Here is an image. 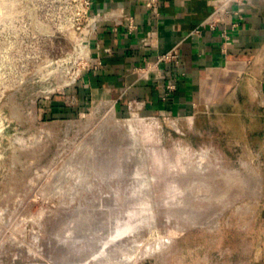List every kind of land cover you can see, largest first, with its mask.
Here are the masks:
<instances>
[{
	"label": "rangeland",
	"instance_id": "374dc122",
	"mask_svg": "<svg viewBox=\"0 0 264 264\" xmlns=\"http://www.w3.org/2000/svg\"><path fill=\"white\" fill-rule=\"evenodd\" d=\"M77 3V0H0V264H58L54 259L58 253L57 248L54 247L56 244L54 240L59 237L58 234L63 230L62 227H65L64 224L66 225L67 221L74 222L75 218L77 220L79 207L85 205L87 207V204L90 206L89 201L101 199L100 196L105 195L103 193L112 189L116 190L118 196H114L118 204L124 208L121 211L122 216H125L122 223L126 220L128 224L125 222L123 225L132 226L126 230L129 231L127 238L139 237L141 243L137 242L136 254H146L128 264H257L264 256V217L261 219L258 215L260 195L254 190L256 188L250 187L251 189L248 190L250 184L256 185L254 180L249 186L246 185L247 190L241 185L246 184L247 179H251L254 173L257 176L260 169L259 164L252 161L251 152H247L241 146L238 120L231 117L228 119L227 125L230 131L225 136H222L219 130L220 119L217 120L213 130L207 128L205 132L202 123L204 130L201 132L191 134L186 132L185 135H179L170 120L118 112L110 99L104 94L101 95L95 83L72 81V76L78 68V58L74 51L78 34L73 26ZM120 105L122 110L125 109L126 104L123 100ZM111 110L114 111L121 125L123 124V128H126L131 120V123L137 126L138 138L142 145L147 147L149 153L145 162L141 160L143 155L141 148H137L136 152H129L131 154L127 159L129 162L114 156V154L121 155L118 151H114V154L112 152V157L101 149L102 154H100V150L97 149L90 154H93L90 157L101 158L100 163L99 160L86 157L90 150H78V146L91 130L96 128L94 126L104 121ZM71 120L73 122L70 124ZM87 120H89L88 124L82 129V124L79 122ZM191 148L193 150H190ZM203 150L210 151L208 154L210 153L211 156L214 154L217 161L213 158L212 163L215 165H208V170L204 172L198 173L194 168L197 174L192 169L194 167L192 164L198 158L197 153ZM137 151L141 152L136 160L132 156L137 154ZM183 152L188 154L182 155L184 160L180 159L182 157L180 154ZM190 157L193 159H189ZM111 159L117 164L111 162ZM96 161L100 166L97 164L96 167L88 166L95 164ZM126 163L130 164L127 166ZM101 165L111 166L104 168ZM91 166L95 169H91ZM117 166H120L125 173ZM143 166L147 172L150 171L147 174L148 177H152L149 181L151 183L148 185V178L143 180L151 189L146 186L139 188V184H136L141 179L138 176L142 177V173L146 172ZM100 167L105 169L104 173ZM116 167L121 172L117 171ZM216 168L217 175L223 172L222 177L216 176L214 173ZM96 169H100L98 171L101 173H95ZM137 170L138 172L135 173ZM190 170H194L191 173L199 178L197 182L206 175L208 179L204 178V180L212 184L209 188L205 187L209 191L204 190L201 183L193 182L191 184L193 187L190 186L191 192L196 195L198 190L203 197L202 192H207L208 194L205 193L208 195L207 200H210V203L206 202V196L199 200L200 202L203 200V206L207 203V207L203 208L206 211L200 209V212L197 209L196 214L199 213L198 216L201 215L203 218L200 216L201 223L194 224L176 222L178 217L175 218V215L178 216L182 210L178 212L170 210L174 204L165 201L167 197L174 195L177 198L181 195L185 188L183 183H189L187 180L193 177ZM114 171L115 175L112 173ZM105 172H109L110 175ZM118 172L127 175L120 177ZM226 173L232 175L240 173L242 179H238V182L234 178L236 181L229 189L228 187L221 189L219 184L227 180ZM209 174L211 176L214 174V177H218L221 182ZM99 175L102 178H98ZM111 176H114L115 180L111 181ZM135 176L137 180L134 179ZM223 176L226 177L225 180ZM116 177L120 178V188L117 187L119 181ZM130 177L133 178L134 183H129ZM165 177L167 181L172 179V182L175 180L174 182L181 181V183L174 187L170 185L172 182L165 181ZM211 178L216 180V183L214 181L213 184ZM101 180L106 182L105 185ZM86 183L90 185L85 187ZM108 183L111 185H106ZM135 184L137 188L134 187L132 191ZM253 184L252 186H255ZM114 186L115 188H112ZM218 186L221 190H218ZM212 187L214 191L212 189L210 191ZM90 189L93 193H90ZM137 189H144V194L139 193L136 199H133V194L130 193L135 190L138 192ZM148 189L153 192L151 198V192H145ZM126 190L129 194H126L128 202L124 206L123 192ZM211 193L214 195L212 196ZM140 207H142L141 213ZM147 209L150 210L146 212ZM89 210L86 212L88 213ZM127 211L132 212L133 215ZM73 214L75 217H72ZM151 214L155 215L154 219ZM215 215L217 216L213 220ZM68 216L72 220L70 218L67 220ZM141 217H150V219L145 218L146 220L139 222ZM126 218L134 220L128 221ZM183 223H185L184 227L181 225ZM55 233L57 236L53 237Z\"/></svg>",
	"mask_w": 264,
	"mask_h": 264
},
{
	"label": "crops",
	"instance_id": "0c3cea01",
	"mask_svg": "<svg viewBox=\"0 0 264 264\" xmlns=\"http://www.w3.org/2000/svg\"><path fill=\"white\" fill-rule=\"evenodd\" d=\"M215 8V0H93L92 11L111 16L91 42L102 65L79 81L95 83L118 112L170 120L179 135L213 130L220 119L225 136L237 119L241 146L259 164L263 219L264 0L232 2L212 26ZM171 50L177 57L162 60Z\"/></svg>",
	"mask_w": 264,
	"mask_h": 264
},
{
	"label": "bare ground",
	"instance_id": "6f19581e",
	"mask_svg": "<svg viewBox=\"0 0 264 264\" xmlns=\"http://www.w3.org/2000/svg\"><path fill=\"white\" fill-rule=\"evenodd\" d=\"M133 115V114H132ZM134 115H136V114H134ZM135 118V117H134ZM88 121L89 120H87V121H80L79 122V124H82V129L84 128V126L86 127V125L88 124ZM132 121V120H131ZM131 121H129L130 123H131ZM73 122V120H71V121H69V123L71 124ZM127 123V122H126ZM130 123H128V125H126V128H123L122 127V125H121V123L116 119V117H115V115H114V111L113 110H111V112L108 114V116L107 117H105V119H104V121H102L98 126H94V127H96L95 129H93V130H91V133L86 137V139L81 143V145H79L78 147V150L79 151H86V150H90V152H88V154H87V158L88 159H93L94 157H90V156H92V155H90L91 153H94V152H96V150L98 149V151L101 149L103 152H105V154L107 155V153H108V155L110 154L112 157H113V155L111 154L112 152H113V154L116 152V151H118L119 152V154H121L122 155V157H120L119 155H115L114 154V156H118V158L119 159H124V161L126 162V160L130 157V153H131V151H135L137 148H141V149H143L142 151H143V155H142V159L141 160H143V162H145L146 160H147V156L149 155V153H148V149H147V147H145V146H143L142 145V142L140 141V139L138 138V134H137V126H134V124H130ZM68 125V124H67ZM72 126V125H71ZM173 127H175V126H173ZM81 129V128H80ZM178 145V144H177ZM178 148H181V147H178ZM182 148H184V147H182ZM181 148V149H182ZM177 149V148H176ZM175 149V150H176ZM201 149H203V148H201ZM101 150H100V154H102V152H101ZM186 150V149H185ZM190 150H193L192 148L190 149ZM207 150H208V148H207ZM207 150H203V151H201V152H198L197 153V155H198V158L197 159H195L196 161H195V165L194 164H192L194 167H192V169H196L197 171H198V173L199 172H204V170H208V165H212V164H214V163H212V161H213V158H214V160L215 161H217L216 159H215V155H214V157H213V155L211 156V154L209 153L208 154V152H210V151H208L207 152ZM97 151V152H98ZM115 151V152H114ZM177 151H180V150H177ZM176 151V152H177ZM213 151V150H212ZM211 151V152H212ZM110 152V153H109ZM130 152V153H129ZM136 152V151H135ZM141 152V151H140ZM139 152V153H140ZM181 153H182V151H180ZM186 152V151H185ZM185 152H183V154H180L181 156L183 155V156H187L186 154H184ZM80 153V152H79ZM83 153V152H82ZM134 152H132V154H133ZM138 153V151H137V154L135 153L134 154V156H132L134 159H136V157L137 156H139L140 154ZM188 153H190V152H188ZM213 153V152H212ZM117 154V153H116ZM176 154V153H175ZM217 154V153H216ZM79 155H81V154H79ZM88 155H89V157H88ZM104 155V154H103ZM162 156H163V154H161ZM174 155V154H173ZM196 155V154H195ZM194 155V156H195ZM94 156H96V154L94 155ZM98 157H99V155H97ZM102 156V155H101ZM105 156V155H104ZM103 156V157H104ZM177 156H178V153H177ZM181 157L180 159H182L183 158V160H184V157ZM193 156V157H194ZM102 157V158H103ZM173 157V156H172ZM180 157V156H179ZM110 158V157H109ZM132 158V159H133ZM139 158V157H138ZM171 158V157H170ZM192 157H190L189 159H191ZM196 158V157H195ZM221 158V157H220ZM88 159H87V161H88ZM95 160H99V163H100V159H98V158H94ZM112 159H114V158H112ZM111 159V162L113 161ZM148 159H150V158H148ZM177 159H178V157H177ZM187 159V158H186ZM193 159V158H192ZM104 160H105V158H104ZM115 160V159H114ZM116 160H117V157H116ZM137 160V159H136ZM171 160V159H170ZM169 160V162H171ZM188 160V159H187ZM91 162H92V160H90ZM96 161V163L95 164H87L89 167H90V165H95L94 167H96V164L98 163ZM102 161V160H101ZM106 161V160H105ZM120 161V160H119ZM121 161H123V160H121ZM123 161V162H124ZM133 161V160H132ZM132 161H131V163H132ZM173 161V160H172ZM177 161H179L180 162V160H177ZM190 161V160H189ZM189 161H187V162H189ZM214 161V162H215ZM127 162H129V160H127ZM141 162V161H140ZM139 162V163H140ZM182 162V161H181ZM191 162V161H190ZM221 162V161H220ZM113 163L114 164H117V163H115L114 161H113ZM134 163H135V161H134ZM185 163V162H184ZM101 164H104V163H101ZM119 165H120V163H118ZM123 165L125 164V163H122ZM127 164V166H128V164H130V163H126ZM169 165L171 164V163H168ZM174 164V163H173ZM178 164V163H177ZM188 164V163H187ZM113 165V164H112ZM138 165V164H137ZM145 166H146V164H144ZM182 165V164H181ZM215 165V164H214ZM221 166L223 165V164H220ZM97 166H100V165H98L97 164ZM101 166H103V165H101ZM104 166H109V165H104ZM103 166V167H104ZM111 166V165H110ZM109 166V167H110ZM115 166V165H114ZM114 166H112V167H114ZM126 166V165H125ZM131 166V165H130ZM130 166H129V168H130ZM133 166V165H132ZM139 166V165H138ZM141 166H142V164H141ZM184 166V165H183ZM182 166V167H183ZM217 166V165H216ZM93 166H91V169L92 168H94ZM117 167H119V169L120 170H122V168L120 167V166H117ZM117 167H116V169H117ZM124 167V166H123ZM133 167H135V166H133ZM140 167V166H139ZM172 167V166H171ZM170 167V168H171ZM180 167V166H179ZM212 167V166H211ZM102 167H100V169H101ZM105 168V167H104ZM108 168V167H107ZM115 168V167H114ZM124 168H126V167H124ZM142 168V167H141ZM173 168V167H172ZM184 168V167H183ZM183 168H181L182 170H183ZM207 168V169H206ZM221 168V167H220ZM95 169V168H94ZM93 169V170H94ZM100 169H98V170H100ZM116 169H115V171H116ZM160 169H163V168H160ZM165 169V168H164ZM186 169V168H185ZM191 169V168H190ZM194 169V170H195ZM213 169H215L214 167H213ZM223 169V168H222ZM92 170V171H93ZM97 170V169H96ZM97 170V171H98ZM102 170V172L104 173V170L105 169H101ZM108 170V169H107ZM110 170V169H109ZM120 170H118L117 169V171H120ZM127 170H129L128 168H127ZM135 170H136V168H135ZM140 171H142L141 169H139ZM143 170H145V167L143 166ZM169 170V169H168ZM174 170V169H173ZM181 170V171H182ZM194 170H190V174H191V176L193 175V177L192 178H189L187 181H189V183H183L184 184V190H183V192L181 193V195H179L177 198L176 197H174V195L172 196V197H167V198H165V201L166 202H169V203H172V204H174L171 208H170V210H177V212H178V210H185V211H181V212H179V214H178V216L177 215H175V218H177L178 217V220L176 221V222H185L186 224L188 223V224H194L195 222H199V223H201V221H202V219H200L202 216L201 215H199L198 216V214H196L197 213V209L198 210H200V209H202L203 210V208L204 207H207L206 206V204L207 203H205V206H203L202 205V203H204L203 202V200L200 202L199 200H201L202 199V195H201V193L199 192L198 193V191H200V190H198L196 193H197V195L194 193V192H191V187H193V186H191V184L193 183V182H197V180L199 179L197 176H195L194 174H192L191 172L192 171H194ZM196 170L194 171V172H196ZM221 170V169H220ZM85 171H86V169H85ZM94 171L95 173H101V171ZM111 171H113V170H111ZM111 171H110V173H111ZM112 172V173H114V175H115V173L117 172ZM123 171V170H122ZM126 171V170H125ZM129 171H132V170H129ZM134 171V170H133ZM146 172V174L145 173H142V177H139L138 176V178H141V179H139L138 181H137V185L139 184V188H140V186H148L150 183H149V181H151V179H152V177L151 176H149L148 177V174L147 173H150V171L149 172H147V169L145 170ZM175 171V170H174ZM177 172H178V170H176ZM181 171H180V173H181ZM210 171V170H209ZM219 171V170H218ZM223 171V170H222ZM229 171V170H228ZM228 171H225V172H228ZM234 171V170H233ZM121 172V171H120ZM120 172H118L119 174V176L121 177L122 175H124L123 177H125V175H127V174H123L122 173V175L120 174ZM124 172V171H123ZM138 172V170L137 171H135V173H137ZM171 172H173V171H171ZM186 172V171H185ZM184 172V173H185ZM217 168H216V170H215V174H216V176H221L222 177V173L220 174L219 173V175H217ZM220 172V171H219ZM232 172V171H231ZM236 172H238V171H236ZM109 172H105V174H108ZM110 173H109V175H110ZM125 173V172H124ZM168 173H169V171H168ZM176 173V172H175ZM183 173V172H182ZM183 173V174H184ZM197 173V172H196ZM197 173V174H198ZM212 173V172H211ZM229 173H230V171H229ZM232 173H234V172H232ZM128 174H129V172H128ZM134 174V173H133ZM143 174H145V175H143ZM172 174H174V173H172ZM179 174V173H178ZM227 175V180H225V176H223V178H224V180H225V182L223 181V182H221L219 179H218V177H214L215 175L214 174H212L213 176H211L210 174V176L213 178H215L216 180H218V181H220L221 182V184H219L221 187V189H224V187H228V189L230 188V186H232V184H234V181H238L239 182V180L238 179H242V174H237V175H232V174H228V173H226ZM234 174H236V173H234ZM98 175V174H97ZM102 175V174H101ZM101 175H99V177L98 178H102V177H100ZM113 175V174H112ZM171 175V174H170ZM205 175V174H204ZM141 176V175H140ZM182 176H184V175H182ZM200 176V175H199ZM206 176V175H205ZM204 176V178H207L208 179V177H205ZM208 176V175H207ZM108 177V176H107ZM107 177H104V178H106L107 180H109ZM111 177H113L114 178V176H111ZM110 177V179H111V181L112 180H115V178L114 179H112ZM123 177H122V181H123ZM127 177V176H126ZM169 178H170V176H168ZM173 177H174V175H173ZM187 177H189V176H187ZM221 177H219V178H221ZM116 178H118V180L117 181H119V186L117 185V187H119L120 188V178L119 177H116ZM131 178V177H130ZM149 179L148 180V185L147 184H145V180H143V179ZM172 178V177H171ZM176 178H177V176H176ZM179 178V177H178ZM198 178V179H197ZM204 178H203V176L200 178V180H199V182H197V183H201L202 185V187H206V188H209V186H211L212 184L209 182V181H205L204 180ZM211 178V180H212V182H213V184H214V181H215V183H216V180H214V179H212ZM223 178H221V179H223ZM236 180H235V179ZM251 179H247V182H246V184H242L241 186H242V188H246V185L247 186H249V183H252L253 182V180L255 181V183H256V185L255 184H253V185H255V186H252V184H250V186H249V189L248 190H250L251 188L250 187H252V188H256V189H254V190H256L257 191V194L259 195L260 194V191H261V179L259 178V177H257L256 175H255V173H254V175H252L251 177H250ZM133 178H131V182L129 181V183H132L133 182V180H132ZM134 179L135 180H137V177L135 176L134 177ZM153 179H156V178H153ZM174 179V178H173ZM180 179V178H179ZM179 179H177V180H179ZM210 179V178H209ZM127 180H129V178L127 179ZM172 180V179H171ZM167 181L166 180V177H165V181H167V182H172V181ZM203 180V182H201ZM232 180V181H231ZM103 183L105 182V181H103V180H101ZM116 181V182H117ZM125 182H126V179L124 180ZM175 180H173V182H172V184H170V185H172V186H174V187H176L177 185H179V182L181 183V181H179V182H174ZM182 181H184V179H182ZM192 181V182H191ZM252 181V182H251ZM135 182V181H134ZM133 182V183H134ZM185 182V181H184ZM230 182H232V183H230ZM236 183V184H238L239 185V183ZM106 183V182H105ZM105 183H104V185H105ZM122 183H124V182H122ZM128 183V184H129ZM134 185L133 187H132V191H133V189H135L134 187H136L137 185ZM195 184V183H194ZM193 184V185H194ZM90 184L89 183H86V186L85 187H87V186H89ZM106 185H111V184H106ZM116 185V184H115ZM130 185H133V184H130ZM182 185V184H181ZM188 185V186H187ZM165 186V185H164ZM191 186V187H190ZM198 186H200V185H198ZM198 186H196V187H198ZM215 186V185H214ZM217 186V185H216ZM110 187V186H109ZM126 187H128V186H126ZM187 187V188H186ZM196 187H194V188H196ZM201 187V188H202ZM105 188H107V187H105ZM112 188H115V186L114 187H112ZM112 188H109V189H112ZM137 188V187H136ZM147 188H150V186L149 187H147ZM181 188H183V187H181ZM204 188H202V189H204ZM204 189V190H208L209 191V189ZM241 188V187H240ZM87 189H89V187L87 188ZM86 189V190H87ZM96 189H97V187H96ZM109 189H107V190H109ZM127 189V188H126ZM130 189V188H129ZM151 189V188H150ZM150 189H148V191H145V192H151V194L150 195H152V196H150V198L151 197H153V192L150 190ZM165 189H167V188H165ZM190 189V190H189ZM211 189H212V191H214L213 190V187L212 188H210V191H211ZM221 189H219V186H218V190H221ZM91 190V189H90ZM114 189H112L111 191H109V192H107V193H103V194H105L104 195V197H102V196H100L101 197V199H97L96 201H92L91 199V201H89V203L91 204L90 206L87 204V202H85V204H87V207H86V205H85V207L83 206V207H77L78 209H79V212H78V217H77V220H76V218H75V220H74V222H68L67 221V223H66V225L64 224V226L65 227H62L63 228V230L62 231H60V234H58L59 235V237L57 236V234L55 233L54 235H53V237H56L57 238V240H56V238H55V240H54V242H56V244H55V246L54 247H56L57 248V252L58 253H56V255L54 256L55 258V262L56 263H58V264H128V263H131V262H133V261H135V260H137V259H140V257H142L143 255H146V254H143V253H141V254H136V249H137V247H138V245H137V242H140L141 243V241H139L140 240V238L139 237H137V238H135L134 236V238H135V240H134V238H132V239H130V238H127V235L129 234L128 232L129 231H126V230H128L130 227H132L131 226V224H130V227H129V225H127L128 223L126 222V220H125V222L127 223V224H125V225H123V223H125V222H123L122 223V221L125 219L124 217L125 216H122V214H121V211L124 209L123 207H121L119 204H118V201H117V198L114 196V195H117V193L115 192V191H113ZM138 190V189H137ZM147 190V189H146ZM150 190V191H149ZM153 190V189H152ZM182 190V189H181ZM197 190V189H196ZM246 190H247V188H246ZM88 191V190H87ZM100 191V190H99ZM118 191H120V190H118ZM136 191V190H135ZM132 192V193H130V194H133L132 196H133V199H136V195L137 194H139V193H142L143 192V194H144V189L143 190H138V192ZM154 191V190H153ZM193 191V190H192ZM217 191V190H216ZM223 191V190H222ZM92 192V190L90 191V193ZM175 192H178V191H175ZM202 192V191H201ZM252 192V191H251ZM93 193V192H92ZM179 193V192H178ZM202 193H204V197H203V199L204 198H206V202H208V203H210V200H207L208 199V195H206L205 193H207V192H202ZM210 193V192H209ZM213 193V192H212ZM211 193V194H212ZM253 193V192H252ZM120 194V193H119ZM123 194L125 195V196H123L124 198V200H123V205L125 204V203H127L128 201V197H126V194H129V193H127V190L125 191V192H123ZM171 194V193H170ZM193 194H195L194 196H193ZM208 194V193H207ZM142 195V194H141ZM140 195V196H141ZM183 195V196H182ZM210 195V194H209ZM214 194H212V196H213ZM118 196V195H117ZM139 196V197H140ZM143 196H145V195H143ZM206 196V197H205ZM135 197V198H134ZM147 197V199H148V195L146 196ZM209 197H211V196H209ZM99 198V197H98ZM132 198V197H131ZM131 198H129V199H131ZM142 198V197H141ZM210 199H212V198H210ZM86 200H87V198H86ZM145 200H146V198H145ZM154 200V199H153ZM88 201V200H87ZM130 201V200H129ZM136 201V200H135ZM149 201V200H148ZM144 202V201H143ZM159 202V201H158ZM161 202H164V201H162L161 200ZM195 202H199V203H195ZM232 202H233V200H232ZM235 202V201H234ZM81 203V202H80ZM153 204H155L154 202H152ZM157 203V202H156ZM165 203V202H164ZM163 203V204H164ZM180 203H182L183 205H180ZM193 203H195V204H193ZM142 204V203H141ZM140 204V206H142ZM149 204V203H148ZM151 204V203H150ZM149 204V205H150ZM162 204V206L164 207V205ZM79 205V204H78ZM127 205H129V204H127ZM145 205H146V203H145ZM144 205V206H145ZM158 205H160V204H158ZM196 205H197V207H196ZM198 205H199V207H198ZM200 205H202L201 207H200ZM82 206V205H81ZM125 206V205H124ZM143 206V207H144ZM146 206H148V205H146ZM145 206V207H146ZM166 206V205H165ZM138 207H139V205H138ZM145 207L143 208L144 210H145ZM154 206H152V208H153ZM159 206H157V208H158ZM223 208V207H222ZM90 209V210H89ZM139 209V208H138ZM150 209H151V207H150ZM150 209H147L146 210V212L147 211H149ZM154 209V208H153ZM167 209V208H166ZM75 210H77V209H75ZM84 210V212L82 213V211ZM87 210H89L88 211V213L86 212ZM127 210V209H126ZM140 213H141V210H142V207H140ZM169 210V211H170ZM168 211V210H167ZM194 211H196V212H194ZM203 211H206L205 209L203 210ZM202 211V212H203ZM81 212V213H80ZM86 212V213H85ZM128 212V211H127ZM130 212V211H129ZM128 212V213H129ZM145 212V214H147ZM200 212H201V210H200ZM73 213H75V212H73ZM77 213V212H76ZM124 213H126V212H124ZM127 213V214H128ZM131 214H132V212H130ZM134 213V212H133ZM138 214H139V211L137 212ZM136 213V214H137ZM143 213V212H142ZM166 213V212H165ZM205 213V212H204ZM220 213V212H219ZM127 214H126V216H127ZM130 214V215H131ZM145 214H142V215H145ZM203 214V213H202ZM217 214V213H216ZM124 215V214H123ZM133 215V214H132ZM141 215V214H140ZM153 214H151L150 216L151 217H153V219H154V216H152ZM138 217H140L139 215H137ZM166 216V215H165ZM169 216V215H168ZM167 216V217H168ZM201 216V217H200ZM216 216L217 215H215L214 216V219L213 220H215V218H216ZM218 216H219V214H218ZM72 217H75L74 216V214L72 215ZM128 217H130V216H128ZM172 217V216H171ZM200 217V218H199ZM70 217L68 216V218H67V220L69 219ZM145 218H147V217H145ZM145 218H142L141 217V219H139V222L140 221H143V219H145ZM203 218V217H202ZM71 220H72V218H70ZM69 219V220H70ZM74 219V218H73ZM128 221H129V219H131V220H134L135 219V216H134V219H132V218H126ZM148 220L150 219V217L149 218H147ZM138 220V219H137ZM136 220V221H137ZM146 220V219H145ZM144 220V221H145ZM152 221V220H151ZM206 221V220H205ZM210 222V221H209ZM215 222V221H214ZM121 223H122V225H121ZM153 223H155L154 221H153ZM185 223H183V224H181L182 225V227H184L183 225H185ZM216 223V222H215ZM136 224V223H135ZM134 224V225H135ZM127 225V226H126ZM178 225H180V223H178ZM197 225H198V223H197ZM203 225V224H202ZM123 226V227H122ZM191 226V225H190ZM61 227V226H60ZM59 227V228H60ZM129 227V228H128ZM136 227V226H135ZM135 227L133 228V230L135 229ZM181 227V228H182ZM61 230V229H60ZM133 230L131 231V232H133ZM130 232V233H131ZM59 233V232H58ZM133 234H134V232H133ZM56 235V236H55ZM131 235H132V233H131ZM129 236V235H128ZM162 245V244H161ZM150 246V245H149ZM139 247H140V245H139ZM151 247V246H150ZM156 247H157V245H156ZM149 248V247H148ZM154 248V247H153ZM155 250H156V248H155ZM148 251H150V250H148ZM143 252H145V251H143ZM152 252V251H151ZM153 252H154V250H153ZM146 253V252H145ZM152 254V253H151ZM149 255V254H148Z\"/></svg>",
	"mask_w": 264,
	"mask_h": 264
},
{
	"label": "built area",
	"instance_id": "2783aa9c",
	"mask_svg": "<svg viewBox=\"0 0 264 264\" xmlns=\"http://www.w3.org/2000/svg\"><path fill=\"white\" fill-rule=\"evenodd\" d=\"M238 1L215 0L216 8L208 20L209 24L213 26L215 21H219L229 9L230 4ZM77 2V12L75 13L73 26L78 34L74 45V51L78 58V68L72 76V81H79L84 71H89L102 65V60L92 53L91 42L96 38L99 23L111 16V12L92 11L93 0H77ZM121 17L123 15L118 14L114 16V20L119 22ZM176 57V52L171 50L164 53L161 59L171 61Z\"/></svg>",
	"mask_w": 264,
	"mask_h": 264
}]
</instances>
